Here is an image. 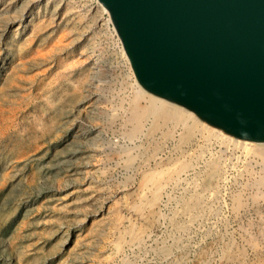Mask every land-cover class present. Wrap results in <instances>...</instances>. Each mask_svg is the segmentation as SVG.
<instances>
[{"label":"rangeland","instance_id":"1","mask_svg":"<svg viewBox=\"0 0 264 264\" xmlns=\"http://www.w3.org/2000/svg\"><path fill=\"white\" fill-rule=\"evenodd\" d=\"M105 14L0 0V264H264V146L185 110L188 140L173 119L130 137L137 82Z\"/></svg>","mask_w":264,"mask_h":264},{"label":"water","instance_id":"2","mask_svg":"<svg viewBox=\"0 0 264 264\" xmlns=\"http://www.w3.org/2000/svg\"><path fill=\"white\" fill-rule=\"evenodd\" d=\"M148 95L264 146V0H96Z\"/></svg>","mask_w":264,"mask_h":264},{"label":"bare ground","instance_id":"3","mask_svg":"<svg viewBox=\"0 0 264 264\" xmlns=\"http://www.w3.org/2000/svg\"><path fill=\"white\" fill-rule=\"evenodd\" d=\"M100 7L102 8V11L106 13V10L101 5ZM97 21H98L97 22L98 25L100 26L108 27V25H110L109 18L98 17ZM119 50H120L119 53L121 54V56L126 58V55L121 45L119 46ZM125 60H127V58ZM91 67L94 70V73L100 72L101 70L100 68L101 66L98 65L97 63H93ZM130 85L132 86V91H131L130 99L128 101L129 117L127 118V121L132 124V127L129 131L130 137H134L138 132L141 131L142 126L144 125V122L146 121L147 118H151L150 120H152L150 127H149L151 131L157 129L161 124H164L165 122L170 121L172 119H173V122H175L176 124H179L182 121L183 113L181 110L183 109L175 105L169 104L158 98H155L153 96L149 97L148 99L149 102L143 105L141 103V99L144 98V95H145L144 91L140 88V86L137 83L136 84L131 83ZM190 117L191 116H189V118ZM181 123L185 127V130H184V133L181 139L188 140L191 136H193L194 133H196L195 128L197 127L194 128L193 125H190V123L187 124L186 121L185 122L183 121ZM249 150L252 151L255 149L251 147ZM260 156L264 160V149L263 148L260 150ZM217 174H218V166L216 164H211L209 167L208 179H211ZM150 181L153 182L152 176L150 174H145L142 177V184H146L147 182H150ZM210 186L211 185L209 183L204 184V187L209 188ZM200 204H201V200L198 197L189 198V200L186 201V203L184 204V208L188 211H196V209H198Z\"/></svg>","mask_w":264,"mask_h":264},{"label":"built area","instance_id":"4","mask_svg":"<svg viewBox=\"0 0 264 264\" xmlns=\"http://www.w3.org/2000/svg\"><path fill=\"white\" fill-rule=\"evenodd\" d=\"M94 2H95L96 5H98V3L96 2V0H94ZM105 15H106V17L108 16L107 14H105Z\"/></svg>","mask_w":264,"mask_h":264}]
</instances>
